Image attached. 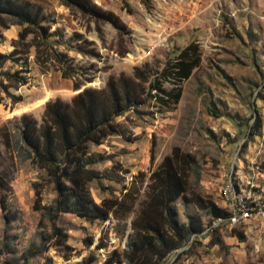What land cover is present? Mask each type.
I'll return each instance as SVG.
<instances>
[{
    "label": "rangeland",
    "instance_id": "obj_1",
    "mask_svg": "<svg viewBox=\"0 0 264 264\" xmlns=\"http://www.w3.org/2000/svg\"><path fill=\"white\" fill-rule=\"evenodd\" d=\"M30 1L54 22V50L65 54L79 73L63 77L52 62L42 71L31 48L28 83L13 91L22 101L5 99L0 106V127L8 128L10 137L7 148L0 135V171L10 177V189L0 193V259L12 264H104L114 250L126 249L132 215L91 222L61 214L56 225L67 240L59 242L45 211L35 209L34 185L41 186V206L56 193L46 172L25 159L18 129L22 114L40 121L50 100L69 102L84 88H104L110 75L132 76L139 69L146 79L141 82L143 103L115 119L117 134L89 148L98 160L90 168L96 178L87 185L94 202L134 187L140 189L138 202L144 200L150 171L176 150L187 153V191L173 208L180 224L188 222V215H200L204 230L172 252L165 264H264V0H92L126 26L127 34H119L101 24L103 41L92 22L59 0ZM74 33L83 34L99 57L74 51ZM16 39L6 35L0 52L9 54ZM191 43L201 53L191 76L180 82L173 75L162 76L177 52ZM17 69L7 63L3 71ZM156 80L164 93L149 90ZM77 84L80 89L75 90ZM177 89L176 103L154 98L166 100L165 94ZM197 196L228 217L210 218L195 203ZM234 213L241 215L238 222L225 220Z\"/></svg>",
    "mask_w": 264,
    "mask_h": 264
},
{
    "label": "trees",
    "instance_id": "obj_2",
    "mask_svg": "<svg viewBox=\"0 0 264 264\" xmlns=\"http://www.w3.org/2000/svg\"><path fill=\"white\" fill-rule=\"evenodd\" d=\"M59 2L92 22L101 41L104 40L101 28L104 23L111 25L119 34H127L125 24L114 12L101 8L92 0ZM53 24L37 3L30 0H0V42L4 40L3 31L10 26L19 27L17 39L11 41L13 50L9 54L0 52V105L5 99L12 104L22 101V97L16 96L13 91L28 83L31 48L34 49L35 62L42 71L52 62L63 77L79 73V68L68 63L65 54L54 50L58 42L52 40L57 35L55 31H50ZM72 41L74 45L71 47L78 54L99 57L95 48H89L92 43L83 34L74 33ZM200 60L199 46L188 44L177 52L173 62L163 69L161 75H173L178 82L186 80L199 66ZM7 63L19 69L3 71ZM144 80L145 74L139 69L132 76L124 73L110 75L102 89L84 88L69 102L60 99L48 101L40 121L28 114L20 117V149L32 166L46 172L56 193L47 206H41V186L35 184V209L45 211L52 234L58 237L59 242L67 240V234L56 225L61 214H74L91 222H105L110 217L121 220L132 215L126 249L121 252L114 250L104 264H165L172 252L191 238L201 237L204 230L200 215H188V222L180 224L173 208V204L183 198L187 191L183 169L189 160L187 153L176 150L150 171L145 199L140 202V189L137 187L124 188L120 196L105 198L99 204L94 202L88 190V183L96 178L90 168L98 161L90 154V146L99 145L105 138L117 134L115 119L143 103L141 82ZM78 89L79 84L75 85V90ZM149 90L164 93L157 80L149 83ZM165 96L166 100L157 95L154 98L161 103H176L180 99V90L166 93ZM0 135L4 138L5 147H10L8 128L4 125L0 127ZM145 176L143 173L139 175L142 179ZM9 183L8 173L0 171V193L10 189ZM195 203L212 219L228 217L227 212L212 201L197 196ZM235 235L243 238L242 234Z\"/></svg>",
    "mask_w": 264,
    "mask_h": 264
},
{
    "label": "crops",
    "instance_id": "obj_3",
    "mask_svg": "<svg viewBox=\"0 0 264 264\" xmlns=\"http://www.w3.org/2000/svg\"><path fill=\"white\" fill-rule=\"evenodd\" d=\"M17 29L16 27L12 26L11 28H9L8 30H6L4 33H3V37H9V38H15V36L17 35ZM46 100V99H45ZM1 106V105H0Z\"/></svg>",
    "mask_w": 264,
    "mask_h": 264
},
{
    "label": "built area",
    "instance_id": "obj_4",
    "mask_svg": "<svg viewBox=\"0 0 264 264\" xmlns=\"http://www.w3.org/2000/svg\"><path fill=\"white\" fill-rule=\"evenodd\" d=\"M241 218V215L234 213L232 216H230L228 219H225L226 221H230L231 223H236ZM0 264H5L4 261L0 259ZM28 264V263H25Z\"/></svg>",
    "mask_w": 264,
    "mask_h": 264
}]
</instances>
